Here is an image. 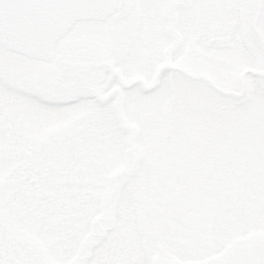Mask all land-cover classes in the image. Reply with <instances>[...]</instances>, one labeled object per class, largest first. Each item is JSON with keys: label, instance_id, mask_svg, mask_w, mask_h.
Wrapping results in <instances>:
<instances>
[{"label": "snow or ice", "instance_id": "6c2138e0", "mask_svg": "<svg viewBox=\"0 0 264 264\" xmlns=\"http://www.w3.org/2000/svg\"><path fill=\"white\" fill-rule=\"evenodd\" d=\"M0 264H264V0H0Z\"/></svg>", "mask_w": 264, "mask_h": 264}]
</instances>
